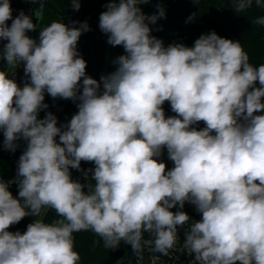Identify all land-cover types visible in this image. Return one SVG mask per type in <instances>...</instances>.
<instances>
[{
    "label": "clouds",
    "instance_id": "1",
    "mask_svg": "<svg viewBox=\"0 0 264 264\" xmlns=\"http://www.w3.org/2000/svg\"><path fill=\"white\" fill-rule=\"evenodd\" d=\"M148 2L109 0L100 14L107 42L126 53L114 61L115 72L101 77V94L77 51L86 22L70 28L53 21L37 43L26 35L37 27L31 16L21 11L13 18L10 0H0V40L7 41L0 59L12 67L23 62L30 80L21 88L0 71L3 146L14 152L17 140L27 142L16 179H0V264H79L73 233L86 230L106 248L123 240L136 254L151 245L167 255L178 228L191 221L171 209L186 201L202 214L184 240L198 264H264V115L255 114L264 111V64L254 67L240 41L214 31L193 47H165L145 22L155 23L157 15L137 6ZM71 3L78 11L79 0ZM252 3L237 0L236 10ZM255 23L264 25V17ZM45 91L79 99L67 125L58 127L51 112L38 118L48 107ZM165 102L175 116H165ZM201 121L206 127H192ZM164 148L170 170L156 159ZM82 161L95 164L87 192L69 171L80 170ZM13 182L20 199L8 190ZM42 207L62 219L34 220L23 234L7 230ZM145 232L153 239L145 240Z\"/></svg>",
    "mask_w": 264,
    "mask_h": 264
},
{
    "label": "trees",
    "instance_id": "2",
    "mask_svg": "<svg viewBox=\"0 0 264 264\" xmlns=\"http://www.w3.org/2000/svg\"><path fill=\"white\" fill-rule=\"evenodd\" d=\"M108 3L109 0H79L80 7L77 11L71 0H36L35 3H31L30 0H10L13 18L21 11L31 18L34 12H40L41 26L47 25L46 22L49 19L52 20L60 14L63 15L61 19L63 23L70 28H78L81 24L87 23L89 30L84 31L80 36L77 51L87 62L86 75L100 82L99 93L101 94L103 92L101 77L115 72L118 65L114 61L119 56L126 55L123 46L110 45L107 42L108 34L99 28L100 14L107 10ZM41 4L43 5L42 11ZM236 4L237 0H176L174 2L149 0L148 3L137 6L144 13L154 11L159 5H162L164 16H159L154 24L149 20L145 22L151 29L150 35L161 40L165 47L173 43H182L187 47H193L201 35L214 31L222 38L240 41L249 56V62L254 67H258L264 64V25L257 24L255 21L264 17V6H258L253 0L250 7L243 11H237ZM26 9L28 10L25 12ZM11 22V20L7 22L9 26ZM80 83L81 88L77 92V97L82 93V80ZM256 86L259 87L258 82ZM44 96L43 103L48 107L39 112V119H43L48 112H51L57 118V126L62 127L67 125L73 115L78 112L77 105L80 103L78 98L75 100L53 98L46 91ZM162 107L166 117L176 115L172 112L169 102H165ZM192 127L200 130L206 125L201 121ZM62 130L64 129L62 128ZM3 139V132L0 130V179L5 182L14 181L17 176L19 157L25 151L27 142L23 139L17 140L15 142L17 147L13 152L4 148ZM55 139L59 143V136ZM156 159L165 163L167 170L174 167L173 162L168 159L166 148ZM89 166H95L94 162L82 161L80 170L69 169L72 179L85 186V192L88 191L89 184L94 185L95 183L94 180L84 176V172ZM8 190L14 198L20 199L17 183H10ZM37 219L51 224L62 217H59L54 209L42 207L38 216L28 215L20 222L11 225L7 230L23 234L27 230V226ZM146 235L147 232L144 233V239ZM73 237L75 251L80 255L79 264H125L131 254H133V258H131L130 264H133L141 252L136 254L131 245L126 244L123 240L115 249L106 248L103 239L91 230L75 232Z\"/></svg>",
    "mask_w": 264,
    "mask_h": 264
},
{
    "label": "built area",
    "instance_id": "3",
    "mask_svg": "<svg viewBox=\"0 0 264 264\" xmlns=\"http://www.w3.org/2000/svg\"><path fill=\"white\" fill-rule=\"evenodd\" d=\"M169 1L174 2L176 0H167V2ZM161 8H162V5H159V7L155 9L154 11L144 12L143 14L145 16L157 15V17H159V10ZM60 22H63V21L60 20ZM6 69H7L6 61L3 59H0V71L4 72ZM23 74H25L24 65L21 62L18 65L16 71L13 73L11 79H14L17 83L18 78L22 76ZM27 83H30V81ZM19 86L22 88L24 84L19 85ZM255 114L264 115V111L257 112ZM94 169H95V166L87 167L84 172V176L92 179L93 174H94ZM176 211L186 212L191 218V221H199L202 218V214L196 210L195 205L187 201L185 202L183 209H180L179 205L174 207L173 212H176ZM191 221H189V224L191 223ZM189 224H185L182 228H178L177 243L171 250H169L167 255L154 251L151 245H143L140 255L135 258L133 264H198V262L195 261V256L192 254H189L188 250L184 248L185 235L188 231ZM152 239H153V236L147 233L145 240H152Z\"/></svg>",
    "mask_w": 264,
    "mask_h": 264
},
{
    "label": "water",
    "instance_id": "4",
    "mask_svg": "<svg viewBox=\"0 0 264 264\" xmlns=\"http://www.w3.org/2000/svg\"><path fill=\"white\" fill-rule=\"evenodd\" d=\"M32 20H33V23L37 25L36 30H35V31H27V32H26V35H28L30 38L36 40L37 43H39V33H40V31H41V28H43V27H45V26H47V25H44V26H41V25H40V17H39V19L37 20V17L35 16V12L32 14ZM6 43H7V41H5V40H0V50L3 49V47H4V45H5ZM22 63H23V62H22ZM23 65H24V63H23ZM29 81H30V80H29V77L26 76L25 74H23L22 76H20V77L18 78L17 83H18V85H23V84H25V83H27V82H29Z\"/></svg>",
    "mask_w": 264,
    "mask_h": 264
},
{
    "label": "rangeland",
    "instance_id": "5",
    "mask_svg": "<svg viewBox=\"0 0 264 264\" xmlns=\"http://www.w3.org/2000/svg\"><path fill=\"white\" fill-rule=\"evenodd\" d=\"M27 10H28V9H26L25 12H26ZM62 18H63V15H62V14L57 15V17H55L54 19H52V20L49 19V20L46 22V24L49 25L51 22L61 20ZM56 19H57V20H56ZM6 65H7V63H6ZM17 67H18V66H17ZM17 67H12V66H10V65H7V69H6L4 72H5L6 75H8L10 78H12V75H13V73L16 71ZM131 253H132V252H131ZM129 257H130V258H128V261H127V260L125 261V264H130V260H131V258H133V254H131Z\"/></svg>",
    "mask_w": 264,
    "mask_h": 264
}]
</instances>
